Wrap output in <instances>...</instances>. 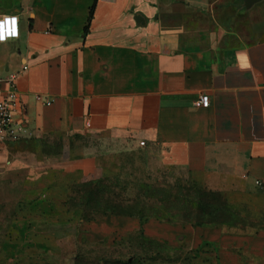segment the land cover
I'll return each instance as SVG.
<instances>
[{"label":"crops","instance_id":"obj_1","mask_svg":"<svg viewBox=\"0 0 264 264\" xmlns=\"http://www.w3.org/2000/svg\"><path fill=\"white\" fill-rule=\"evenodd\" d=\"M13 17L18 37L0 43V79L18 73L14 121L26 134L0 143V188L27 202L33 218L20 231L49 264L76 263L63 248L140 232L227 237L156 219L85 222L68 204L72 188L122 161L264 210V0H0V20ZM7 90L0 83V96Z\"/></svg>","mask_w":264,"mask_h":264},{"label":"rangeland","instance_id":"obj_2","mask_svg":"<svg viewBox=\"0 0 264 264\" xmlns=\"http://www.w3.org/2000/svg\"><path fill=\"white\" fill-rule=\"evenodd\" d=\"M117 166L100 179L98 190L101 193L98 195L103 200L94 199L97 197L94 195L88 203L84 196L85 187H73L69 206L83 208L85 220L110 205H114L118 212L128 213L138 211L143 205L146 212L163 211L180 221H224L227 224L222 229L227 237L218 241L211 235L209 238L216 242L201 244L198 236L191 239L188 229L180 231L173 241L157 240V244L135 239L134 245L131 241L130 244L116 241L77 249L63 248V253L75 251V264L127 263L136 255L140 264H264V231L259 230L264 226L263 209L234 205L224 194L209 190L193 177L167 178L146 171L139 161H122ZM140 194L152 200L139 199ZM139 201L143 204H138ZM27 206V202L18 199L9 188H0V264H49L46 259L50 256L43 254L42 248L26 246L25 241L32 236L20 231L22 223L33 218L27 214ZM224 208L226 214L221 212ZM207 212L210 213L208 217ZM231 212L238 215L236 220H232ZM55 252L61 253V250L56 248Z\"/></svg>","mask_w":264,"mask_h":264},{"label":"trees","instance_id":"obj_3","mask_svg":"<svg viewBox=\"0 0 264 264\" xmlns=\"http://www.w3.org/2000/svg\"><path fill=\"white\" fill-rule=\"evenodd\" d=\"M93 12H94V8H92L91 10V14H90V19H89V24L91 23V20L93 18ZM101 181L100 180H97V181H90V182H86V183H82V184H79L77 187H85V189L87 190L86 193H85V200L88 201V203L91 202V199H93V196L97 195L96 198L94 199H97V200H103V197H99L98 193H101V191L98 190V187L100 185ZM72 193H74V190L72 188ZM140 198H144V199H147V200H152L151 197H148L146 196L145 194H140L139 197ZM69 201H71V197L69 199ZM69 201H68V204H69ZM95 201V200H94ZM143 204L142 202H138V204ZM102 205L99 206V208L101 207ZM79 208V207H78ZM140 208L138 211L136 212H132V213H128V212H118L117 211V208H115L114 205H110L109 207L106 208V210L102 211L101 213H98V215H94V217L92 218H89L87 220L84 219V215H85V210L83 208H80V209H83V220L85 222H91V221H94L96 220L97 218H100L102 216H107V215H117V216H124V217H137V218H140L141 220H147V219H156L158 221H163V222H166L168 224H171V225H183V226H193L194 228L196 227H211V228H217V229H222L224 226H226L227 223H224V221H192V220H188V221H180V220H177L175 217L173 216H168V213L166 212H157V211H153V212H146L143 210V205H140ZM232 208V207H231ZM228 209V207H227ZM233 209V208H232ZM202 212V215L204 216L205 213L203 210H201ZM221 212H225L226 214V210L225 208L221 210ZM231 217H232V220H236L237 219V216L238 215H235L234 212H231L230 213ZM99 216V217H98ZM206 216H210V213L207 212ZM91 219V220H90ZM90 220V221H89ZM229 226V225H228ZM260 231H264V226L263 228L259 229ZM135 239H138V240H143L145 241L146 243L148 244H157L159 243V241L157 240H154V239H151L149 237H147L144 232H140V233H137L135 235H131L125 242V243H129L130 244V241L131 243L133 244V240ZM207 244V243H206ZM134 245V244H133ZM138 256L136 255L133 259V261L131 262H127V263H124V262H119L117 264H140L139 260H137ZM217 261H218V258L216 257Z\"/></svg>","mask_w":264,"mask_h":264},{"label":"built area","instance_id":"obj_4","mask_svg":"<svg viewBox=\"0 0 264 264\" xmlns=\"http://www.w3.org/2000/svg\"><path fill=\"white\" fill-rule=\"evenodd\" d=\"M0 43L7 41L8 39L18 37V18H5L0 20ZM28 70L25 66L23 71ZM18 73L11 74L6 79H0V83L6 82L8 84V90L5 95L0 96V143L9 141H18L26 134L25 128L22 125H18L14 121V112L17 106L20 104V98L17 89ZM199 105L202 107H209L210 98L202 95L199 99ZM144 146L145 143H140ZM258 187H264L260 181L256 182Z\"/></svg>","mask_w":264,"mask_h":264},{"label":"water","instance_id":"obj_5","mask_svg":"<svg viewBox=\"0 0 264 264\" xmlns=\"http://www.w3.org/2000/svg\"><path fill=\"white\" fill-rule=\"evenodd\" d=\"M243 1H244V6L246 8H250L253 5H255L256 3L261 2L262 0H243Z\"/></svg>","mask_w":264,"mask_h":264},{"label":"snow or ice","instance_id":"obj_6","mask_svg":"<svg viewBox=\"0 0 264 264\" xmlns=\"http://www.w3.org/2000/svg\"><path fill=\"white\" fill-rule=\"evenodd\" d=\"M0 27H2V26H0Z\"/></svg>","mask_w":264,"mask_h":264}]
</instances>
